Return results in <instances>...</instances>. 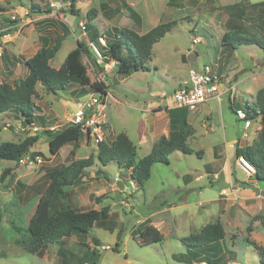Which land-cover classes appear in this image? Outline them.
Returning a JSON list of instances; mask_svg holds the SVG:
<instances>
[{"label": "rangeland", "instance_id": "obj_1", "mask_svg": "<svg viewBox=\"0 0 264 264\" xmlns=\"http://www.w3.org/2000/svg\"><path fill=\"white\" fill-rule=\"evenodd\" d=\"M52 1L63 2L0 0V17L4 26L11 25L10 15H16L13 20L16 21L13 25L15 32L0 37V80H12L8 72L11 66L2 60L5 51L8 54L22 52V76H25V61L43 43L52 44L58 35L65 34L61 49L51 60L52 66L60 67L63 62H67L71 69L85 73L86 80L80 86L93 89L96 84L104 83L108 87L110 96L107 95L104 119L106 125L109 127L111 124L118 133L127 131L136 139L140 120L144 115L162 108L160 103L164 95L171 96L188 79L191 68L216 64L221 76L227 73L226 77L232 82L238 81L235 86L237 106H243L246 101L253 104L255 95L251 90L258 86L264 87L262 47L257 44L240 46L233 59L223 50L229 7L238 3L248 5V16L244 22L251 32L261 35L262 20L257 14L264 10V5L254 3L253 7L249 0H79L77 8L80 15L74 16L62 11L67 10L70 2H63L59 8L52 7ZM36 5L41 8V12H36ZM130 7L141 14L142 25L137 24ZM171 20H176L177 25L154 45L148 69L130 76L119 75L114 62L105 63L101 60L93 49L92 44L95 43L91 32L86 26L83 27L93 22L100 31L120 26L144 33ZM195 38H198L197 42ZM78 41L89 45L97 62L91 55L77 50ZM37 89L41 96L35 98L40 106L36 113L43 115L47 120L46 126L51 128L68 123L76 110V101L87 96L81 94L78 91L80 87L75 85L57 94L47 92L40 83ZM75 89L76 93L73 92ZM243 94L247 96L240 100ZM207 105L201 114L200 109L194 111L196 113L191 118L194 133L188 138V144L195 151L202 150V155L195 152L186 154L179 150L173 152L169 164L159 162L153 165L152 175L143 188L132 179L131 169L119 167L116 161L104 166L96 157L97 143L86 141L85 138L79 141L78 146L72 143L64 145L60 154L55 156L49 149L48 137L42 135L31 148L42 161L32 166L0 159V264H62L57 242L49 244L42 255L31 253L23 246V241L29 235L28 218L35 210L40 194L47 188L49 180L46 172L49 168L69 164L74 158L92 154L96 161L85 169L82 177L86 178L68 190L69 203L83 210L110 205L111 226L96 223L89 233L73 235L65 246L66 264H83L80 260L85 258L87 249H95L100 253L97 264H179V261L172 259L171 254H186L187 246L176 237L144 246L134 237L137 220L160 210L155 218L166 224L165 233H170V229L174 234L188 236L200 231L207 223L217 220L222 223L225 238L218 242L219 246L215 250V257L220 259L215 260L210 250H194L195 254L202 253V256L212 258L213 264H224L223 261H229L230 264H262V255L252 243L264 247V183L261 182L259 195L248 199L236 190L237 187L234 189L230 175V171H235L241 180L248 178L256 181L255 177H248L237 166L234 150L239 145L247 147L254 143L261 119H253L252 127L244 129V122L237 118L226 95L222 96L221 102L211 100ZM23 121V116L21 121V115L14 111L7 114L0 112V142H17L42 130L43 124L39 119L30 127ZM108 130L106 135L111 141L114 135L110 133V127ZM245 131L247 134L239 137ZM237 138L238 141L235 140ZM233 141V151H221V154L217 151L215 154V144L225 146ZM72 150H75V155L70 154ZM145 151L146 147L138 148L137 157H143ZM8 168L10 172L4 173ZM236 169H241L246 175ZM194 171L197 173L193 174ZM189 172H192V178ZM183 175L184 178L190 176V179L183 182ZM118 180L123 181L124 189L119 187ZM190 182L194 183L195 188H189ZM97 197L100 201H97ZM250 227L253 231H250ZM93 237L101 241L99 246L94 243ZM117 239L121 242L120 251L112 248ZM82 243L88 247L82 246ZM181 260H187L186 256ZM188 262L192 263V258Z\"/></svg>", "mask_w": 264, "mask_h": 264}, {"label": "trees", "instance_id": "obj_2", "mask_svg": "<svg viewBox=\"0 0 264 264\" xmlns=\"http://www.w3.org/2000/svg\"><path fill=\"white\" fill-rule=\"evenodd\" d=\"M67 4V10L63 12L74 16L80 15L77 8L79 0H62ZM255 7L254 3H250ZM256 5H264V1L257 2ZM248 5L245 3L233 4L229 7L230 13L226 22L227 31L223 36V50L230 55L241 45L257 44L264 49V10L257 16L262 20L260 31L251 32L244 22L247 14ZM36 12L41 10L39 6H34ZM133 16L137 24H143L141 14L132 9ZM13 23L16 21H12ZM177 25L176 20L162 22L144 33H140L129 27L113 26L100 31L93 23L88 22L85 26L91 32L92 39L102 54L103 62H114L115 71L119 75L130 76L133 73L148 69V62L153 57V48L168 32ZM13 28L0 31V37L12 33ZM105 39V44L101 43L100 38ZM63 38L49 46H42L37 52L26 61L29 73L26 77L19 79L14 84H0V112L14 111L24 118V124L30 127L35 124L36 120L42 121V130L34 135H29L23 140L0 142V159L15 160L17 163L23 156L34 153L31 148L38 142L42 135H46L49 141V149L53 155H59L61 148L72 143L78 146L79 141L85 137L81 126L68 121L59 128L46 126V119L43 115L36 113L40 106L36 103L35 98L41 95L37 89V84L41 83L47 92L58 93L70 86H79L80 93L88 94L91 90L98 91L102 98L108 95V87L104 84H96L93 89L80 86L85 82V73H78L71 69L67 62H63L60 67L52 66L51 60L57 55ZM77 50L83 51L86 55H91L92 59L97 62L95 53L84 41H78ZM78 87H76L77 89ZM73 90L74 93H76ZM232 102V100H230ZM230 106L235 112L236 108L242 107L231 103ZM244 108L247 110L251 119L260 118L261 128L258 132L257 139L247 147H236L234 160L240 156H245L250 160L255 168V179L264 183V87L260 88L255 95L253 104L246 101ZM162 109V108H161ZM159 109V110H161ZM171 129L168 135H162L152 146L150 152L141 158L137 157V147L133 140L125 132L118 133L111 141H101L97 144V155L100 162L105 166L111 161H116L121 168L131 169V177L140 187H144L152 175V167L156 163H170V155L175 151H182L186 154L197 153L202 155V151H195L189 144L188 138L194 133V127L188 119V109L185 107L169 109ZM86 139V137H85ZM90 141V140H89ZM71 155H75L72 150ZM217 154V151H215ZM95 163V155L84 158H74L69 164L56 165L49 168L46 176L49 180L45 192L41 194L36 204V208L29 219L28 239L23 241V246L31 253L43 254V251L51 243H58V254L61 263L66 264L67 249L66 244L74 234H87L94 224L99 223L106 227L109 224L110 205L102 206L100 209L89 208L85 210L74 208L69 203V189L77 185L85 169ZM10 168L5 169L4 173H9ZM235 170V169H234ZM233 184L242 188L252 187V183L241 180L237 177L236 172H232ZM97 201L100 199L97 197ZM257 217V216H256ZM112 228V227H110ZM250 231H253L251 227ZM134 237L142 246L162 242L163 233L147 220L144 221L134 232ZM225 238V229L222 223L217 220L204 225L200 231L193 232L183 237L182 242L188 249L214 247L220 240ZM94 243L99 246L101 241L97 237L92 238ZM261 253V263L264 264V247L252 243ZM86 243H82V246ZM121 242L117 241L112 248L120 251ZM189 251V250H188ZM99 252L95 249H87L85 258L81 263L97 264ZM0 253V258H1ZM64 257V258H63ZM84 257V256H83Z\"/></svg>", "mask_w": 264, "mask_h": 264}, {"label": "built area", "instance_id": "obj_3", "mask_svg": "<svg viewBox=\"0 0 264 264\" xmlns=\"http://www.w3.org/2000/svg\"><path fill=\"white\" fill-rule=\"evenodd\" d=\"M62 5L63 2H51L52 7L61 8ZM11 19L12 21L16 19V15H11ZM2 30L4 29L1 27L0 20V31ZM100 40L102 44H105L103 37ZM194 41L197 42L198 38H195ZM92 45L96 54L102 59V54L98 47L95 44ZM223 94L229 95L230 100L234 102L236 99L235 84L230 78L220 76L214 65L205 64L200 68H191L188 79L183 81L171 96L165 94L161 103L166 107H185L191 111H197L201 105L210 99L221 101ZM106 104L107 96L102 98L99 92H93L76 101V110L69 121L81 126L86 141L90 140L98 144L101 141L108 140L106 131L109 132V127L104 119ZM235 113L237 118L244 122L245 128H249L252 125V119L249 118L245 108H236ZM33 129L37 130L38 128L33 127ZM41 161L42 158L40 156L37 155L34 158L31 154H27L19 162L32 166L35 162ZM236 164L248 177L255 176L256 168L245 156L238 157Z\"/></svg>", "mask_w": 264, "mask_h": 264}, {"label": "crops", "instance_id": "obj_4", "mask_svg": "<svg viewBox=\"0 0 264 264\" xmlns=\"http://www.w3.org/2000/svg\"><path fill=\"white\" fill-rule=\"evenodd\" d=\"M262 1H264V0H249V2L250 3H257V2H262ZM39 12H41V10H39ZM10 18H11V15H10ZM0 20H1V27H2V29H9V28H13V32L12 33H10V34H13L14 32H15V28L13 27V25L15 24V22L13 23L12 22V19L9 21V23L11 24V25H3V19L0 17ZM40 38L41 39H44V37H43V35H40ZM60 38H63V41H64V39H65V34H63V35H58L57 37H56V39L53 41V43L52 44H45V43H43V45L42 46H49V45H53V44H55L57 41H58V39H60ZM46 39H49L48 37L46 38ZM51 42H52V40H50ZM63 43V42H62ZM241 46H243V45H241ZM245 46H247V45H245ZM21 47V46H20ZM62 47V46H61ZM240 47V46H239ZM238 47V48H239ZM237 48V49H238ZM61 49V48H60ZM236 49V50H237ZM236 50L232 53V54H228L229 55V57H230V59L232 58H234V55H235V52H236ZM37 52V51H36ZM22 52H16V51H14L12 54L10 53V54H8L7 53V51H5L4 52V54H3V56H2V60L4 61V63H6V64H9V66H11V69H9L8 70V72H9V76L12 78V80L11 81H5V82H7V83H11V84H14L16 81H18L19 79H22V78H24V77H26V75L29 73V68H28V66L26 65V61H25V68H26V71H25V73H24V75L25 76H22ZM205 65V64H204ZM210 65H214V67L217 69V71H218V73H219V70H218V67H216V64H210ZM203 65H201L200 67H202ZM200 67H197V68H200ZM56 68H58V67H56ZM252 73H256V72H252ZM227 74V73H226ZM226 74H224V76H226ZM250 74V73H249ZM219 75H220V73H219ZM251 75H253V74H250V76ZM255 75V74H254ZM221 76V75H220ZM228 77V76H227ZM1 83H4V80H0V84ZM234 84H235V86H236V83L238 84V81L236 82V81H234L233 82ZM41 84V83H40ZM182 84V83H181ZM180 84V85H181ZM179 85V86H180ZM260 86H258L257 88H255V89H252L251 91H252V93L254 94V95H256V92L260 89L259 88ZM259 88V89H258ZM262 88V87H261ZM258 89V90H257ZM253 90H255L254 92H253ZM257 90V91H256ZM244 91H250L249 89H244ZM92 93V92H91ZM91 93H89V94H91ZM41 95V94H40ZM88 95V94H87ZM227 96V100H228V102H229V104H230V96L229 95H227V94H223V96ZM246 94H243L242 95V99H241V97H240V100H243V96H245ZM108 96H110V92H109V95ZM247 96V95H246ZM246 98V97H245ZM211 100H217V99H210L208 102H206L205 104H203V105H201V107L198 109L199 110V112H200V114H201V112L202 111H204V109H206L207 108V106H209V105H207ZM218 101V100H217ZM221 101H222V99H221ZM221 101H219V102H221ZM246 100L244 99V102H245ZM242 102V101H241ZM231 103H234V104H236V101H234V102H231ZM160 105L162 106V109L161 110H157L156 112H153V113H148V114H146V115H144V117L140 120V122H139V125H138V128H137V134H136V139L135 138H133L131 135H130V133H128L127 131L125 132V133H127L128 134V136L133 140V142H134V144L136 145V147H137V150H138V148H145L146 147V149H147V151H145L146 152V154H148L149 152H150V150L152 149V146L154 145V143L162 136V135H168L169 134V132H170V129H171V121H170V114H169V109H172V108H175V109H177V108H181V107H166L164 104H162V103H160ZM235 107H238V106H235ZM242 108H244V106H242ZM8 112H10V111H7V112H2L3 114H7ZM195 113L196 112H194V111H191V110H189L188 109V119H189V122L192 124L193 122L191 121V118H192V116H194L195 115ZM21 121H22V117H21ZM41 123H43L42 121H41ZM110 123V122H109ZM252 123H253V119H252ZM165 125H167V127L165 126ZM261 123H260V125H259V129H258V132H259V130H260V128H261ZM110 129H111V131H110V133L112 132V134L114 135V137H113V139L115 138V136L118 134V132L115 130V129H113V126L110 124ZM252 127V125L249 127V129ZM244 129H248V128H245V126H244ZM120 133V132H119ZM247 134V132L245 131L244 133H242V135H240L239 137H243L244 135H246ZM85 138V137H84ZM112 139V140H113ZM235 140H237L238 141V138L237 139H235ZM234 140V141H235ZM234 141L232 142V143H230V144H225V146L224 145H222V144H215L214 145V151H219V154H221V151H230L231 149H233L234 147H235V143H234ZM18 142V141H17ZM237 143V142H236ZM224 147V148H223ZM239 147H243V145H239ZM236 150V149H235ZM234 150V151H235ZM199 151H202V150H199ZM231 151H233V150H231ZM60 152H61V150H60ZM70 153V152H69ZM60 154V153H59ZM96 154H97V152H96ZM145 154V155H146ZM56 156H58V155H56ZM96 161V160H95ZM235 163H236V161H235ZM103 169H105V168H102V170ZM234 169V168H233ZM106 170V169H105ZM236 170H238V171H240L241 169H236ZM104 171V170H103ZM119 171V170H118ZM242 171V170H241ZM120 172V171H119ZM119 172H117L118 174H119ZM197 173V171H194L193 172V174L194 173ZM243 172V171H242ZM185 173L186 172H184V175H185ZM192 172H189V174H190V176H191V178H192V174H191ZM244 173V172H243ZM118 174H116V176L118 175ZM245 174V173H244ZM184 175H183V182H185L188 178H184ZM230 175L232 176V173H231V171H230ZM246 175V174H245ZM195 176V175H194ZM179 177H182V175H179ZM237 177H238V174H237ZM86 177H83V179H85ZM195 178V180L197 179L196 177H194ZM239 178V177H238ZM190 179V178H189ZM239 179H241V178H239ZM117 180V179H116ZM244 181H252V187H248V188H241L240 186H238V185H234V184H232V186L234 187V189H235V187H237V189L236 190H238V192H240L241 194H243L242 196H244V197H248V199H253V198H255V197H257V195H259V190H260V187H261V185H262V183L261 182H259V181H255V180H253V179H243ZM119 181V180H118ZM118 181H117V183H118ZM193 182H190L189 184H188V186H189V188H195V185H194V183L192 184ZM232 183H233V179H232ZM251 183V182H250ZM179 188H180V186H179ZM40 196H41V194H40ZM39 200V199H38ZM246 203V202H245ZM191 204V203H190ZM189 204V205H190ZM96 208V207H95ZM77 209H80V208H77ZM97 209H100V207H97ZM81 210V209H80ZM83 210V209H82ZM161 211V210H160ZM159 211V212H160ZM34 212V211H33ZM33 212H32V214H33ZM159 212H155V211H152V212H150L149 214H147L146 216H144L143 218H141V219H138L137 220V223H138V226L136 227V228H134L135 229V231H136V229H138L139 227H140V225L144 222V221H148L150 224H152V225H154L155 227H157L162 233H163V235H164V240H167L168 239V237H170V238H172V237H176L177 239H179V240H181L183 237H185V236H182V235H180V234H178V233H173V232H171V230L170 229H168L169 231H170V233H165L164 232V226L166 225L163 221H157L156 220V214L157 213H159ZM31 214V215H32ZM31 215L29 216V218L28 219H30V217H31ZM135 231H133V232H135ZM173 234V235H172ZM75 235V234H74ZM172 235V236H171ZM164 240L162 241V242H164ZM117 241H119L118 239H117ZM116 241V242H117ZM182 241V240H181ZM219 245H216V246H214V247H206V248H203V249H201V251L202 252H204V251H206V250H210L212 253H211V256L212 255H214V259L215 260H218V259H220V257H215V250H216V248L218 247ZM187 249H186V254H184V252H176V253H172L171 255V257H172V259L173 260H176V261H179V264H213V262H212V258H210V257H204V256H202V253H200V254H195L194 253V250L195 249H188V247H186ZM189 250V251H188ZM193 251V255H191V252ZM214 252V253H213ZM179 253H182V254H179ZM177 254V255H176ZM43 256H45V255H43ZM186 256V259L189 261L190 260V258H192V260H193V262L192 263H189L187 260H181V259H183L184 257ZM176 257V258H175ZM206 258H207V261H206ZM211 259V260H210ZM222 263H224V264H227V263H231V262H227V263H225V261H223ZM221 264V263H220Z\"/></svg>", "mask_w": 264, "mask_h": 264}, {"label": "water", "instance_id": "obj_5", "mask_svg": "<svg viewBox=\"0 0 264 264\" xmlns=\"http://www.w3.org/2000/svg\"><path fill=\"white\" fill-rule=\"evenodd\" d=\"M118 185H119V187H120L121 189H124V187H125V185H124V183H123L122 180H119V181H118Z\"/></svg>", "mask_w": 264, "mask_h": 264}]
</instances>
